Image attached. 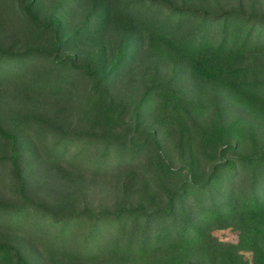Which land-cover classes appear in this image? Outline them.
I'll return each mask as SVG.
<instances>
[{"label": "trees", "instance_id": "1", "mask_svg": "<svg viewBox=\"0 0 264 264\" xmlns=\"http://www.w3.org/2000/svg\"><path fill=\"white\" fill-rule=\"evenodd\" d=\"M43 1L0 8V83L20 78L28 94L58 100L0 117V167L18 195L0 197V264H35L22 231L54 264H264V14L224 0H148L167 12L144 21L152 48L141 51L145 88L130 107L104 87L123 52L108 68L78 60ZM70 1L85 8L79 39L131 13V0ZM218 93L255 121L225 119ZM82 122L102 128L99 150ZM82 167L113 174L112 207L86 204ZM226 226L236 242L213 233Z\"/></svg>", "mask_w": 264, "mask_h": 264}, {"label": "rangeland", "instance_id": "2", "mask_svg": "<svg viewBox=\"0 0 264 264\" xmlns=\"http://www.w3.org/2000/svg\"><path fill=\"white\" fill-rule=\"evenodd\" d=\"M8 0H0V8L3 4L9 3ZM130 1V0H129ZM132 1V2H131ZM131 13L127 15H114L111 22L104 24L102 29L94 26L91 34H86L82 38H76L72 35V30L76 25L80 24L84 8V4L71 2L70 0H44L43 10L48 13H54L60 19V22L65 30L66 36L70 38V47L64 51H71L78 55V60L85 59L90 63L99 60L105 67H111L114 64L115 56H119L123 52L122 59L119 60L118 73L112 80H109L107 87L111 92L117 93L130 107L134 106L140 95L143 93L145 85L142 80V61L143 56L141 51H148L152 48L151 30L146 25L147 16L150 17L154 13L157 16L155 24H159L164 20V11L155 12L154 6L152 10L147 7L148 0H131ZM263 0H224L221 3L224 7L241 5L246 12L258 11L264 14L262 6ZM228 2V3H226ZM4 7V6H3ZM153 16V15H152ZM145 21V22H144ZM72 47V48H71ZM105 47V48H104ZM126 50V51H121ZM264 51V50H263ZM90 80H83L80 90L86 88V82ZM26 83L22 79H15L8 83H0V117L10 111H24L29 110L34 105L48 104L58 101L55 98L35 95L31 92L23 90ZM24 91V92H23ZM216 105L214 110L220 111L225 119H232L237 115L245 116L252 121H255L251 113L242 107L237 102L233 101L226 95L218 93L214 95ZM85 130L94 132L97 138L94 139L96 143L95 149L99 150L102 146V128L95 125H90L82 122ZM82 173V183L86 191V204L92 208L112 207L116 202V190L114 176L112 173L95 174L87 171L84 167L79 169ZM15 184L12 180L8 170L0 167V197L5 200L18 199ZM4 231V230H3ZM213 233L220 239L225 241L236 242L239 238L238 230L232 226L216 227ZM16 238L24 245L27 251L32 255V261L35 264H54L45 260V257L40 254L33 255L30 252L32 248L26 240L32 238L28 237L25 232H17ZM32 241V240H31ZM38 242V241H36ZM40 251L47 254L46 246L42 242L34 244ZM37 251V250H36ZM246 257L251 258L250 251L245 252ZM56 264H67L63 261H58ZM101 264H105L102 261Z\"/></svg>", "mask_w": 264, "mask_h": 264}]
</instances>
